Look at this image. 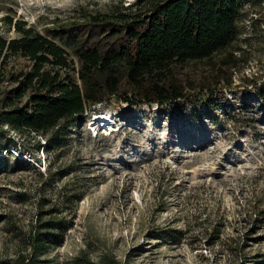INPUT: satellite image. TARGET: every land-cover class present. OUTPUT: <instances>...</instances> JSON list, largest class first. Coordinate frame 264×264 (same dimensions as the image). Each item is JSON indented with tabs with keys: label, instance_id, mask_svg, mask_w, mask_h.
<instances>
[{
	"label": "rangeland",
	"instance_id": "1",
	"mask_svg": "<svg viewBox=\"0 0 264 264\" xmlns=\"http://www.w3.org/2000/svg\"><path fill=\"white\" fill-rule=\"evenodd\" d=\"M119 1L134 0H0V32L15 35L6 13L50 34L45 28ZM240 29L252 38L250 55L229 86L166 104L111 98L68 126L61 146L4 126L0 262L13 264L38 211L46 217L80 187L76 204L56 212L71 226L40 256L46 264H105L103 256L108 264H264V84L250 80L264 81V5L251 7ZM102 110L111 127L98 120Z\"/></svg>",
	"mask_w": 264,
	"mask_h": 264
},
{
	"label": "trees",
	"instance_id": "2",
	"mask_svg": "<svg viewBox=\"0 0 264 264\" xmlns=\"http://www.w3.org/2000/svg\"><path fill=\"white\" fill-rule=\"evenodd\" d=\"M258 5L264 0L119 1L107 12L45 28L52 36L6 13L2 21L15 35L0 32V131L5 126L31 138L44 135L45 146H61L68 126L111 98L166 104L229 86L250 55L252 38L242 37L240 24ZM15 58L22 64L15 65ZM250 80L257 89L264 84ZM74 191L62 193L46 217L37 212L13 264H46L40 256L59 245L71 226L56 212L75 205L84 192ZM73 264L98 262L76 257Z\"/></svg>",
	"mask_w": 264,
	"mask_h": 264
},
{
	"label": "bare ground",
	"instance_id": "3",
	"mask_svg": "<svg viewBox=\"0 0 264 264\" xmlns=\"http://www.w3.org/2000/svg\"><path fill=\"white\" fill-rule=\"evenodd\" d=\"M97 116L101 117L98 120H102L103 121L101 123V125L108 124V126L111 127L112 118L110 117L109 112H107L106 110H102L100 113L97 114ZM98 125H100V124H98Z\"/></svg>",
	"mask_w": 264,
	"mask_h": 264
}]
</instances>
